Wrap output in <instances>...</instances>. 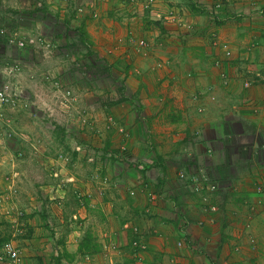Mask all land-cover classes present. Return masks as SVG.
<instances>
[{
  "label": "crops",
  "instance_id": "1",
  "mask_svg": "<svg viewBox=\"0 0 264 264\" xmlns=\"http://www.w3.org/2000/svg\"><path fill=\"white\" fill-rule=\"evenodd\" d=\"M85 1L94 6L90 18L100 16L96 24L106 30L101 39L114 37L107 54L118 62L132 56L137 78L114 106L116 122L131 135L120 136L117 148L107 140L116 163L111 170L100 168L98 189L94 163L81 168L77 153L71 167L60 160L61 170L52 169L54 177H66V185L54 187L59 190L50 205L57 209L53 216L44 219V211L34 222H23L34 227L20 248L23 264H52L60 254H66L63 264H264V0H218L220 9L216 0ZM52 3L0 0V30L19 32L28 47L37 16L31 10L40 5L53 16L47 10L59 8ZM90 18L86 30L93 35ZM4 39L0 35V44ZM219 43L231 46L230 59ZM23 50L9 48L0 66ZM138 63L155 73L142 77ZM0 77L11 81L1 67ZM163 82L165 93L158 90ZM101 107L105 115L114 108ZM120 147H127L130 161L120 159ZM22 156L19 161L31 167ZM141 158L143 164L133 163ZM23 169H16L20 177ZM205 174L218 185L214 193L195 191L189 179ZM87 233L99 252L90 255L85 246L79 251Z\"/></svg>",
  "mask_w": 264,
  "mask_h": 264
},
{
  "label": "rangeland",
  "instance_id": "2",
  "mask_svg": "<svg viewBox=\"0 0 264 264\" xmlns=\"http://www.w3.org/2000/svg\"><path fill=\"white\" fill-rule=\"evenodd\" d=\"M52 1V5L59 8L57 10L52 7V10H47L53 13V16L47 14L46 9L40 5V8L31 10L37 15L34 30H29L27 34L31 45L23 51L11 54L22 63L21 75L19 77L16 75L17 79L9 77L10 82L0 77V88H6L16 100L15 105L5 107L0 123V219L10 224L9 227L5 225L0 228V235L12 234L13 241L21 249L28 244L22 235L34 233H30V229L34 227L30 224L23 225V222L25 220L34 222L44 211L46 218H43L48 219V216L54 215L52 212L57 211L50 206H54L53 201L58 200L56 190L59 188L54 187L56 185L64 187L67 181L66 177H54L55 173L61 170L57 166L64 162L68 163L65 164L66 167L68 165L71 167L72 154L77 153L76 157L81 155L84 160L79 162L81 168L94 163L93 180L98 189L100 168L111 170L116 163L113 161L111 151H106L107 140L112 141L117 148L121 142L120 136L130 138L131 135L130 130L116 122L117 111L114 106L124 96L125 91L131 92L128 84H131L130 80L133 77L137 78L134 76L137 73L135 66H131L132 56L129 61L128 58H124L118 62L116 57L107 54V47L113 46L114 37H110L111 33H108L109 41L101 39L103 33L101 29L104 27L96 24L100 16L94 18L91 14L90 18L91 11H88L89 7L85 0ZM124 1L126 3L130 0ZM98 3L100 7L102 4ZM79 4H85L84 13H77L75 7ZM41 12H45V16ZM58 14L70 16L60 17ZM89 18L91 24L95 25L91 26L93 35L86 30ZM83 30L86 31L89 41L84 42L81 39L80 32ZM39 37L45 41L44 45L38 44ZM48 43L52 44V47L47 48ZM137 65L140 67L138 68L140 74H143L142 77L150 78L154 71L150 72L148 66H141L139 63ZM157 82L159 81H156L155 86L158 88ZM164 84L165 82L160 84L161 88L158 89L160 92L166 89ZM169 84L168 89H171L173 84ZM157 102L159 98L158 100L154 98V103ZM125 103L131 105L132 101L129 104L128 101ZM104 105L114 107L108 115L99 112ZM62 128H65V134L60 131ZM153 130L157 132L159 129ZM122 147L120 154L124 155L127 153V147L125 149ZM148 147L150 151L155 150L153 145ZM19 154L26 155L33 168L26 165L25 160L19 161L23 159ZM41 154L50 159L41 160ZM60 155L63 158H60ZM85 156L88 157L83 159ZM120 159L124 162L128 160L125 155L120 156ZM143 162V158L133 161L135 164ZM18 166L21 169L25 168L24 176L20 177L19 171L16 170ZM53 168L56 172L52 171ZM109 170L106 172L110 173ZM80 192L84 194L82 190ZM8 193L11 194L10 199L7 198ZM69 199L70 202L74 200L72 196ZM81 199L83 200V196ZM26 204L31 208H27ZM38 220L40 222V219ZM39 225L44 226L45 223L41 221ZM49 229L52 230L50 224Z\"/></svg>",
  "mask_w": 264,
  "mask_h": 264
},
{
  "label": "built area",
  "instance_id": "3",
  "mask_svg": "<svg viewBox=\"0 0 264 264\" xmlns=\"http://www.w3.org/2000/svg\"><path fill=\"white\" fill-rule=\"evenodd\" d=\"M64 1L72 2L74 0H70V1L64 0ZM92 3H94V2H92ZM89 7H93V5H91V3H90ZM215 7H216V9H220L222 7V3L218 0H216ZM75 8H76L77 13H84L86 10L85 6L83 4H79ZM0 35L5 38L4 42L2 44H0V54H4L7 58L9 56V54H8L9 48L25 49L27 46L26 38L22 37L19 32H15L13 34H10L8 29L3 27L0 30ZM43 42L45 43L43 38L39 37L38 38V44L41 43V45H44ZM217 44H218V42L216 43V45ZM139 45L142 47H146L147 42L145 40H141ZM46 47L50 48V47H52V44L48 43V44H46ZM219 47L224 52L226 58L230 59L233 56V50L229 44L224 43V44L220 45V43H219ZM6 64H7L6 66H0V67H1L2 72L7 77H12V76L16 77V75L21 74L20 72L22 71V63L20 62L19 59L11 58L10 63L6 62ZM250 86H251L250 82L245 84L246 88H249ZM68 93H70V92H68ZM15 104H16V100L7 91V89L6 88H0V123H1L3 116H4L5 107L9 106V105H15ZM180 177L182 179H186L187 174L182 172L180 174ZM190 179L195 186V188H194L195 191H198V192L207 188L209 190V192L214 193L218 188V185L215 183H212L211 179L206 174L202 175V176L194 175L192 178L190 177ZM259 191H260V189H259ZM7 195H8L7 198L10 199L11 194L8 193ZM205 200H208V197H206ZM211 209L216 210V207L212 206ZM135 232H137V230ZM134 247H135V249H139L141 247V244L138 241H135ZM142 248H144V247H142ZM0 264H23V256H22L21 250H20L18 244L15 243V241L11 240V241L5 242L2 245V247L0 248Z\"/></svg>",
  "mask_w": 264,
  "mask_h": 264
},
{
  "label": "trees",
  "instance_id": "4",
  "mask_svg": "<svg viewBox=\"0 0 264 264\" xmlns=\"http://www.w3.org/2000/svg\"><path fill=\"white\" fill-rule=\"evenodd\" d=\"M80 33H81V36H80L81 39L84 42H86L88 40V35L86 34V31L83 30ZM0 56H1V54H0ZM60 131H62V133L65 134V128L60 129ZM108 147H110V146L107 145V148ZM5 225L8 226V227L10 226V224H8L5 220L3 221V220L0 219V228H2ZM32 229H30V233H32ZM87 234L89 235V233H87ZM22 236L25 238V237L30 236V234L28 236L27 235L26 236L22 235ZM11 240H13L12 239V234H7L5 236H1L0 235V248L2 247V245L5 242L11 241ZM93 241H94V238L92 236L89 235V236L85 237V243H84V245L81 246V248H79L80 249L79 251L82 252L83 249H84L83 247L85 246L86 251L90 255L93 254V253L99 252V248L92 249V245H93L92 243H93ZM65 256H66V254H60L59 256L53 258L52 264H63V259H64Z\"/></svg>",
  "mask_w": 264,
  "mask_h": 264
},
{
  "label": "clouds",
  "instance_id": "5",
  "mask_svg": "<svg viewBox=\"0 0 264 264\" xmlns=\"http://www.w3.org/2000/svg\"><path fill=\"white\" fill-rule=\"evenodd\" d=\"M89 7V6H88ZM86 8V7H85ZM189 179H190V177H189Z\"/></svg>",
  "mask_w": 264,
  "mask_h": 264
}]
</instances>
